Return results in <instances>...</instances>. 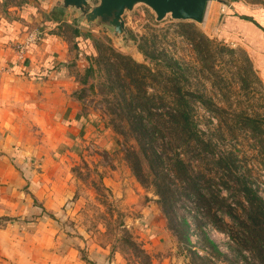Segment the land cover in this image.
Listing matches in <instances>:
<instances>
[{"label": "rangeland", "instance_id": "obj_1", "mask_svg": "<svg viewBox=\"0 0 264 264\" xmlns=\"http://www.w3.org/2000/svg\"><path fill=\"white\" fill-rule=\"evenodd\" d=\"M257 2L214 0L203 24L170 16L158 22L150 8L138 5L124 16L131 44H120L106 28L97 29L94 36L88 32V39L82 38V42L88 40L82 44L91 47V53L77 58L89 67L73 73L81 82L78 97L91 126L88 144L84 143L74 156L49 165L46 180L42 177L38 182L40 187L58 189L61 198L50 203L52 206L58 201L59 211L34 213L36 217L54 219L64 232L57 245L59 264L65 249L74 261L90 264L97 256H105L106 261L115 264H199L192 250L201 256L211 254L213 264L255 262L260 243L242 242L246 228L236 224L229 212L240 214L251 225L248 209L256 204L251 197L256 195L264 202V83L241 38V28L236 26L233 36L227 34L225 16L234 6L240 9ZM69 14L78 21L75 11ZM76 43L72 40L73 46ZM119 55L130 57L148 70L136 76L132 71V80L126 76V61ZM182 97L189 100L201 137L214 146L207 160L226 157L233 172L245 179L244 197L220 161L213 164L180 149L195 171L201 170L212 179L214 193L225 198L223 207L217 200L213 206L221 221L206 216L187 195L183 182L174 177L171 182L178 195L167 217L152 177L141 183L131 167V151L138 149L135 117L141 115L147 125L161 127L163 121L157 115L150 116L149 111L161 115L178 112ZM163 143L166 145L167 139ZM201 187L204 192L208 189L204 182ZM246 187L253 193H248ZM17 200L11 196L5 206L20 210L22 201L17 207ZM17 214L10 213L11 224L23 223ZM183 218L189 224L191 245L185 242L186 233L180 226ZM201 232L223 256L211 252ZM234 234L238 240L231 237ZM65 235L68 245L63 242Z\"/></svg>", "mask_w": 264, "mask_h": 264}, {"label": "crops", "instance_id": "obj_2", "mask_svg": "<svg viewBox=\"0 0 264 264\" xmlns=\"http://www.w3.org/2000/svg\"><path fill=\"white\" fill-rule=\"evenodd\" d=\"M57 6L55 0H0V264H59L57 245L64 232L54 219L34 213L58 212V201L50 202L61 194L38 182L46 180L49 165L82 150L91 131L78 97L81 82L73 72L89 67L77 57L91 53L88 40H82L97 28L73 20ZM244 7L230 9L225 30L233 36L236 26L241 28L264 83V0ZM32 32L40 33L41 40L25 45L21 53L18 46ZM11 196L23 208L5 206ZM12 212H18L22 224H11ZM72 256L65 249L60 264H90ZM91 264L115 263L97 256Z\"/></svg>", "mask_w": 264, "mask_h": 264}, {"label": "trees", "instance_id": "obj_3", "mask_svg": "<svg viewBox=\"0 0 264 264\" xmlns=\"http://www.w3.org/2000/svg\"><path fill=\"white\" fill-rule=\"evenodd\" d=\"M143 46L147 47L144 43ZM146 56V52H144ZM122 60H125L126 64V76L132 78L133 75H138L139 71L148 70V67L140 64L130 57L119 55ZM132 80H134L132 78ZM138 82L139 80H135ZM145 99H148L146 94ZM145 104V103H144ZM181 109L178 112H170L167 115L156 114L149 111L150 116H159V120H162V128L158 125L151 124L147 125L143 120V116L137 115L134 122L137 127V143L138 149L131 151V167L134 172L135 177L141 183L152 177V185L156 191V194L160 198V204L165 214L170 216V211L174 208V201L178 195L177 188L173 186L171 178H179L185 185V189L188 191L187 195L193 197L196 204L203 209L204 214L211 219L221 221V218L217 217V214L213 212L214 202L217 200L223 207L225 203V198L217 195L211 189L212 179L207 178L201 170H194L193 164L190 159H185L184 154L180 153V149L183 147L185 152H190L195 158H200L201 160H207V153H212L214 146L210 141L203 139L197 130L196 123L191 114V108L189 105V100L186 98H181L180 103ZM167 139V144L164 145L163 140ZM159 140L163 144H159ZM158 144L163 147V152L158 149ZM170 150L173 154L170 155ZM204 151V154L203 152ZM208 161L210 163H222L223 167L229 171V174L233 178L236 185H238L240 191L245 197V179L243 177L237 176L231 168L228 166L226 157H220L217 161ZM221 165V164H220ZM146 167V168H145ZM205 183L208 189L206 192L203 191L201 183ZM227 185V182H224ZM228 186V185H227ZM246 191L251 193V188L246 187ZM253 193V192H252ZM251 201L256 202L255 206L248 209V215L251 219V225L245 223V217L240 214L229 215L233 217L236 224H240L243 228H246L245 235H243L242 242L245 244L249 241H258L261 247L260 254H256L255 262H248V264H264V202L256 195L251 197ZM258 202V203H257ZM259 204V205H258ZM230 210H233L228 207ZM245 212V207L243 209ZM239 222V223H238ZM182 231L184 234L185 242L191 245L190 238L188 237L189 224L188 221L183 218L180 223ZM179 226V227H180ZM224 230L223 228H221ZM203 240L211 249V252L217 256H223L224 254L218 249L216 244L211 241L205 232H201ZM233 239H239V236L234 234ZM245 239V240H244ZM195 256V259L199 261V264H213L211 254H206L208 256H201L194 250L191 251Z\"/></svg>", "mask_w": 264, "mask_h": 264}, {"label": "water", "instance_id": "obj_4", "mask_svg": "<svg viewBox=\"0 0 264 264\" xmlns=\"http://www.w3.org/2000/svg\"><path fill=\"white\" fill-rule=\"evenodd\" d=\"M62 13L75 11L77 20L97 29L106 28L120 44L129 45L124 16L138 5H145L160 22L170 16L177 21H191L203 24L214 0H58Z\"/></svg>", "mask_w": 264, "mask_h": 264}, {"label": "built area", "instance_id": "obj_5", "mask_svg": "<svg viewBox=\"0 0 264 264\" xmlns=\"http://www.w3.org/2000/svg\"><path fill=\"white\" fill-rule=\"evenodd\" d=\"M40 40H41L40 33H38V32H32L26 38V41H25L24 45L18 46V50L21 53H23L24 52L25 45L35 44V43L39 42Z\"/></svg>", "mask_w": 264, "mask_h": 264}]
</instances>
